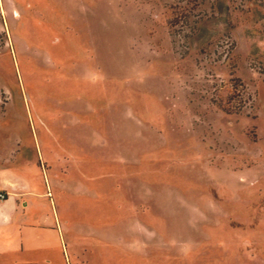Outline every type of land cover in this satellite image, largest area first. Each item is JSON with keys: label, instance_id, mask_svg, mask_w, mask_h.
Masks as SVG:
<instances>
[{"label": "rangeland", "instance_id": "1", "mask_svg": "<svg viewBox=\"0 0 264 264\" xmlns=\"http://www.w3.org/2000/svg\"><path fill=\"white\" fill-rule=\"evenodd\" d=\"M0 171V264H264V0H0Z\"/></svg>", "mask_w": 264, "mask_h": 264}, {"label": "crops", "instance_id": "2", "mask_svg": "<svg viewBox=\"0 0 264 264\" xmlns=\"http://www.w3.org/2000/svg\"><path fill=\"white\" fill-rule=\"evenodd\" d=\"M17 186L25 187V181L11 171H0V192L6 191L9 194L5 201L0 202V237H2L0 240H7L3 237L7 234V230L13 226L14 219L20 210L19 203L15 198Z\"/></svg>", "mask_w": 264, "mask_h": 264}, {"label": "built area", "instance_id": "3", "mask_svg": "<svg viewBox=\"0 0 264 264\" xmlns=\"http://www.w3.org/2000/svg\"><path fill=\"white\" fill-rule=\"evenodd\" d=\"M6 199V195L3 192H0V201H4Z\"/></svg>", "mask_w": 264, "mask_h": 264}, {"label": "bare ground", "instance_id": "4", "mask_svg": "<svg viewBox=\"0 0 264 264\" xmlns=\"http://www.w3.org/2000/svg\"><path fill=\"white\" fill-rule=\"evenodd\" d=\"M17 16V14L15 15V17Z\"/></svg>", "mask_w": 264, "mask_h": 264}]
</instances>
